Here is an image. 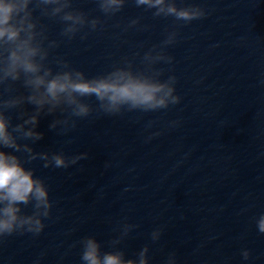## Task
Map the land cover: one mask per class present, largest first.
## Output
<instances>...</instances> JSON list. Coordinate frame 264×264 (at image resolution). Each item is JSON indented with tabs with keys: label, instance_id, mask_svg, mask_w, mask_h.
I'll return each mask as SVG.
<instances>
[{
	"label": "clouds",
	"instance_id": "clouds-1",
	"mask_svg": "<svg viewBox=\"0 0 264 264\" xmlns=\"http://www.w3.org/2000/svg\"><path fill=\"white\" fill-rule=\"evenodd\" d=\"M127 2L95 0L106 18L120 13ZM134 3L146 10L154 9V17H174L184 23L206 15L204 8L178 7L176 0H134ZM43 18L58 21L62 25L59 35L68 41L77 34L86 39L85 29L96 31L103 23L98 17L90 18L74 9L73 0H0V240L14 234L38 236L45 228L44 220L51 216L53 204L48 186L26 164L39 159L44 162V168L66 169L88 156L87 153L67 157L63 152H36L32 145L44 137L37 130L42 116L58 111L67 113L63 119H53L49 124L50 130L59 127L63 134L75 128L78 119L87 118L94 111L106 115L155 112L168 109L181 99L176 94V77L169 75L162 79L164 69L156 67L160 63H172L173 58L164 49L175 42V31L168 32L160 45L143 54L142 67L137 68L125 57L110 71L90 78L65 58L53 55L63 41L50 38L49 26ZM139 23L140 19L136 18L127 27ZM91 97L95 98V106L86 99ZM26 106L32 110L28 111ZM13 110L20 123H13ZM28 206L32 208L31 214L23 210ZM135 227L122 225L120 236L110 242L112 251H102L94 236L82 238L79 242L82 264H149L148 245L135 259L125 258L124 251L117 247ZM256 228L264 234V213L256 219ZM160 236V229L151 233L153 242ZM241 255L244 260L250 258L246 249ZM166 264H176L175 253L169 254Z\"/></svg>",
	"mask_w": 264,
	"mask_h": 264
}]
</instances>
